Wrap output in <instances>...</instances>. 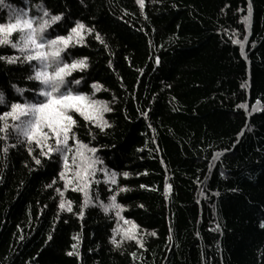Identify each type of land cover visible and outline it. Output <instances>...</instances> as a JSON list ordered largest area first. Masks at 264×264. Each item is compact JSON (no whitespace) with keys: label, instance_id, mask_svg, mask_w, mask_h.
<instances>
[{"label":"trees","instance_id":"16d2710c","mask_svg":"<svg viewBox=\"0 0 264 264\" xmlns=\"http://www.w3.org/2000/svg\"><path fill=\"white\" fill-rule=\"evenodd\" d=\"M36 4L64 14L52 35L77 20L94 29L69 50L88 63L70 87L112 110L103 131L72 113L73 131L104 172L81 216L60 154L12 135L0 151V264H264V0H3L0 23L8 6L39 15ZM30 74L0 61L9 106L32 97L11 87L33 88ZM110 172L116 184L104 183ZM113 194L122 209L106 214L97 200ZM125 221L135 240H121Z\"/></svg>","mask_w":264,"mask_h":264},{"label":"snow or ice","instance_id":"6c2138e0","mask_svg":"<svg viewBox=\"0 0 264 264\" xmlns=\"http://www.w3.org/2000/svg\"><path fill=\"white\" fill-rule=\"evenodd\" d=\"M137 2L143 4V0H137ZM2 3L3 0H0V4ZM33 7L38 10L39 15H31L27 8L18 9L8 6L9 22L0 23V46H8L19 53V55H0V61L8 64H27L31 68V74L26 79L37 82L33 88L27 90L12 84L11 87L17 94L23 95L26 91H32V97L23 102L13 101L10 106L7 104L4 93L0 91V106L7 108L5 111H0V140L5 141V147L0 148V151L7 153L10 147H15L7 143L11 136L15 135L17 143L23 141L26 145L34 144L36 148L41 149L39 153L41 156L51 158L54 153H59L62 162L59 176L64 181L65 188L71 186L73 191L83 195L80 211L82 216L84 207L92 204V197L89 196L88 191L90 186L93 183H99L92 177L98 171L104 172V169H98L96 165L102 164V161L90 155L97 149L89 148L77 139L73 131L77 121L72 113L78 114L86 122L95 124L103 131L108 124L103 119L102 113L112 109L105 102L70 87V85L81 83V80L72 77V74L86 70L88 63L87 57L71 58L72 53L69 50L83 44L84 36L93 32L94 29L87 28L77 20L67 29L66 34L52 35L49 30L53 25L60 27L58 22L62 21L64 14H52L43 4H36ZM250 12L251 8H249ZM248 19V16L243 17L245 24ZM14 34L17 36L16 39H13ZM95 38L103 43L99 35ZM232 43L238 42L233 40ZM69 77L72 78L69 79ZM91 87L94 92L101 88L96 83H93ZM69 140L72 141V145L69 144ZM28 151L29 155H32L31 147ZM34 160L37 165L41 163L40 159L34 157ZM69 172H71L70 176ZM122 175L127 177L128 173L124 172ZM116 176L115 172L106 173L104 183L116 184ZM118 190L123 192L127 189L120 187ZM60 195L63 198V192ZM108 200L107 204L99 203L97 200L98 206L104 213L107 214L109 209H122V206L116 203L115 194L109 196ZM59 207L65 208V203L62 202ZM66 210L71 211L70 202ZM116 216L122 218L120 211H116ZM125 223L131 224V228L122 232L121 240H135L137 225L130 221ZM260 226L264 228V223ZM115 231L114 229L113 232ZM111 242L114 246L119 243L116 240ZM68 254L72 255V253Z\"/></svg>","mask_w":264,"mask_h":264},{"label":"rangeland","instance_id":"374dc122","mask_svg":"<svg viewBox=\"0 0 264 264\" xmlns=\"http://www.w3.org/2000/svg\"><path fill=\"white\" fill-rule=\"evenodd\" d=\"M102 115H103V113H102ZM9 123H11V121H9ZM54 143V142H53ZM90 155H93V153H90ZM96 167H97V165H96ZM68 175L70 176L71 175V172H69L68 173ZM95 177V176H94ZM93 178V177H92ZM63 182V185H64V181H62ZM65 188V187H64ZM68 188H72L71 186H69ZM89 190H90V188H89ZM88 190V191H89ZM131 227H130V225H123V229H122V232L123 231H125V230H129ZM135 233H136V231H135ZM122 234V233H121Z\"/></svg>","mask_w":264,"mask_h":264}]
</instances>
